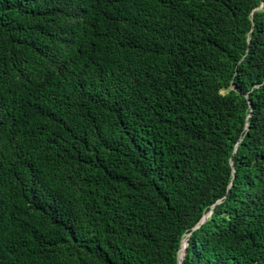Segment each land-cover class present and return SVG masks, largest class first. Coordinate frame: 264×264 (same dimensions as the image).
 <instances>
[{"label":"trees","instance_id":"obj_1","mask_svg":"<svg viewBox=\"0 0 264 264\" xmlns=\"http://www.w3.org/2000/svg\"><path fill=\"white\" fill-rule=\"evenodd\" d=\"M188 233L181 264H264V0H0V264Z\"/></svg>","mask_w":264,"mask_h":264},{"label":"water","instance_id":"obj_2","mask_svg":"<svg viewBox=\"0 0 264 264\" xmlns=\"http://www.w3.org/2000/svg\"><path fill=\"white\" fill-rule=\"evenodd\" d=\"M231 88L234 89V86L232 85ZM217 202H218V201H217ZM213 206H214V204L211 206V209L209 210V212H208L207 214H205V215L201 218V220H200L197 224H195V225L192 227L191 231H193V230L196 229L199 225H201V224H203V223L205 222V220L210 216L211 211H212V207H213ZM189 234H190V233H188L187 235H185V247H186V245H187V240H188ZM181 240H182V239H181ZM181 240H180V242H179V246H180ZM184 249H185V248H184ZM177 252H178V250H177ZM177 252H176V261H177V264H181V261H182V259H183V256L181 257V259H179V258L177 257ZM183 255H184V252H183Z\"/></svg>","mask_w":264,"mask_h":264},{"label":"bare ground","instance_id":"obj_3","mask_svg":"<svg viewBox=\"0 0 264 264\" xmlns=\"http://www.w3.org/2000/svg\"><path fill=\"white\" fill-rule=\"evenodd\" d=\"M184 248H185V236L182 238L180 246H179V251H178L179 259H181V257L183 256ZM180 250H181V256H179Z\"/></svg>","mask_w":264,"mask_h":264}]
</instances>
